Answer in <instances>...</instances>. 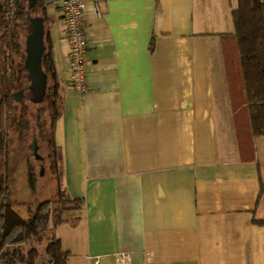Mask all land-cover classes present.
Here are the masks:
<instances>
[{"label":"crops","instance_id":"0c3cea01","mask_svg":"<svg viewBox=\"0 0 264 264\" xmlns=\"http://www.w3.org/2000/svg\"><path fill=\"white\" fill-rule=\"evenodd\" d=\"M57 1L32 14L62 99V185L84 200L55 230L67 264H264V138L236 126L232 0H100L101 15L90 0L83 94Z\"/></svg>","mask_w":264,"mask_h":264},{"label":"trees","instance_id":"16d2710c","mask_svg":"<svg viewBox=\"0 0 264 264\" xmlns=\"http://www.w3.org/2000/svg\"><path fill=\"white\" fill-rule=\"evenodd\" d=\"M232 16L234 31L223 34V46L236 126L252 138H264V0H237ZM21 25L26 29L29 27L26 0H21ZM49 46L43 57V66L52 81L44 99L50 108V124L47 119H40L38 127L43 141L54 148L51 169L59 175V187L55 196L39 201L34 213L28 218L23 217L13 207L8 175L11 147L14 144L9 131L12 127L10 116L13 102L1 98L0 264H67L70 251L64 248L55 230L68 221L67 212L84 207V200L72 196L62 185L61 152L54 139L56 123L62 114V99L54 55L51 45ZM18 127L16 131L21 142V124ZM27 168L28 184L31 192L35 194L37 176L30 163ZM257 222L264 223V220ZM44 239L48 241L46 259L41 260L43 252L40 248L25 247L28 243L41 242Z\"/></svg>","mask_w":264,"mask_h":264},{"label":"rangeland","instance_id":"374dc122","mask_svg":"<svg viewBox=\"0 0 264 264\" xmlns=\"http://www.w3.org/2000/svg\"><path fill=\"white\" fill-rule=\"evenodd\" d=\"M232 2L236 6V0H232ZM28 31L29 27L25 30V33H28ZM25 74L27 75V71H25ZM12 104L13 109L10 116L12 127L9 128V131L10 139L14 144L11 147L12 153H10L8 173L10 176V200L15 210L23 217L28 218L34 213L38 202L55 196L59 187L57 182L59 175L51 169V159L48 156L49 152H54V148L49 143L43 141L38 127L40 119H47V123L50 124V108L44 100L39 103L31 101L28 90H26L25 98L21 101H13ZM19 124H21V142L19 141L18 131H16L19 128ZM36 138L38 152L45 157V162L43 163L32 155V150L30 149V145ZM29 163L33 166L37 176V193L35 194L31 192L28 184L27 167ZM78 212L79 210L67 212L66 216L69 218L68 220L73 219L71 217ZM47 243L48 241L44 239L41 242L28 243L25 248L29 249L32 246H37L43 252L41 257V260H43L46 259L45 249Z\"/></svg>","mask_w":264,"mask_h":264},{"label":"flooded vegetation","instance_id":"af4514ba","mask_svg":"<svg viewBox=\"0 0 264 264\" xmlns=\"http://www.w3.org/2000/svg\"><path fill=\"white\" fill-rule=\"evenodd\" d=\"M26 34L25 28L21 25V0H0V99L7 98L12 102L21 101L26 97V90H28L31 101L35 102V93L31 88L29 71L26 67ZM25 71H27V75ZM50 80L51 78L48 75L45 97L49 91ZM34 140L37 142V138ZM48 156L51 159L52 168V152H49ZM37 160L43 163L45 162V157L41 155V158Z\"/></svg>","mask_w":264,"mask_h":264},{"label":"built area","instance_id":"2783aa9c","mask_svg":"<svg viewBox=\"0 0 264 264\" xmlns=\"http://www.w3.org/2000/svg\"><path fill=\"white\" fill-rule=\"evenodd\" d=\"M90 0H58L57 4L64 10V31L69 44V63L71 71V88L78 94L87 91V61L90 42L86 33L84 17ZM100 0H93V11L102 14ZM118 260L125 263L129 260L127 253H122Z\"/></svg>","mask_w":264,"mask_h":264},{"label":"water","instance_id":"95a60500","mask_svg":"<svg viewBox=\"0 0 264 264\" xmlns=\"http://www.w3.org/2000/svg\"><path fill=\"white\" fill-rule=\"evenodd\" d=\"M29 11L30 31L25 36L26 67L29 71L31 88L35 93V102H42L45 98L48 74L43 67V56L46 50V20L45 16H33L32 10L38 4V0H27ZM32 155L36 159L41 158L38 152L36 140L30 145ZM43 172V171H41Z\"/></svg>","mask_w":264,"mask_h":264}]
</instances>
